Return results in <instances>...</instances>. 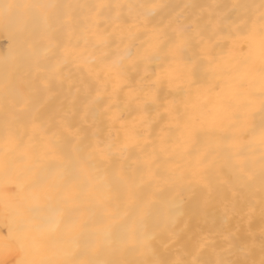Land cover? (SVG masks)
<instances>
[{
	"label": "bare ground",
	"instance_id": "6f19581e",
	"mask_svg": "<svg viewBox=\"0 0 264 264\" xmlns=\"http://www.w3.org/2000/svg\"><path fill=\"white\" fill-rule=\"evenodd\" d=\"M4 2L158 7L131 34L108 28L107 45L97 48L85 45L89 34L83 17L89 10H69L81 22L63 30L60 46L48 56L51 65L68 53L60 67L62 85L54 82L47 98L41 97L36 123L48 131H34L28 120L12 126L24 144L34 145L33 160L19 159L18 152L4 156L6 109L0 88V161H8L0 162V264L36 258V250L56 238L44 231L41 218L28 212L37 204L44 215L63 212L59 232L73 220L86 222V235L97 238L109 231L113 239L144 228L157 231V253L168 260L192 259L203 236L214 243L198 258L214 260L212 248H219L222 235L230 232L250 241L251 232L257 246L250 259L258 262L260 205L255 204L251 217L229 213L232 171L222 152L213 162L205 151L224 136L246 146L249 130L264 125L258 95L243 108L228 104L232 92L246 91L242 81L248 70L259 68L261 0H0ZM120 11L131 23L128 8ZM178 30L185 31L188 44L173 56ZM47 44L43 32L21 31L0 18V85L21 78L39 84L44 72H37L35 59ZM146 52L150 58L140 59ZM114 61L117 66L111 67ZM141 88L147 94L136 99ZM231 113L236 115L230 127ZM54 132L56 150L49 151L45 144ZM162 141L167 152L153 164L158 180L150 182L143 161ZM166 225L168 231H162Z\"/></svg>",
	"mask_w": 264,
	"mask_h": 264
},
{
	"label": "snow or ice",
	"instance_id": "6c2138e0",
	"mask_svg": "<svg viewBox=\"0 0 264 264\" xmlns=\"http://www.w3.org/2000/svg\"><path fill=\"white\" fill-rule=\"evenodd\" d=\"M124 7L129 10L128 17L131 19V23L125 19L120 11ZM156 7L158 5L155 4H129L125 6L119 3L103 2L91 5L0 3V18H3L6 23H15L21 31H29L32 34L43 32L48 40L43 55H38L35 59L37 72H44V77L39 84L36 83L35 78H21L18 81L6 79L3 85H0L4 92L6 109L4 156L7 157L10 152H18L21 160L30 161L34 159L32 155L34 145L31 142L24 144L18 138L12 129L14 124L28 120L33 123L34 131H48L36 123L41 119V97L47 98L54 82L62 85L64 78L60 74V67L67 59V50L56 59L55 63L48 65L47 60L49 54H52L60 46L59 39L63 30L81 22L80 18L73 16L69 11L70 9L87 8L89 10V15L83 17L86 32L89 34L85 37V45L91 44L93 48H97L107 45L108 38L112 35L107 31L108 28H112L113 32L119 30L121 35L124 32L131 34L137 24L152 15ZM257 7L261 9L258 21L262 34L259 68L248 70L247 76L242 81L247 84L246 91H234L228 98L229 106L234 105L237 108H243L252 103L253 97L257 95L260 97L261 105L264 106V0H261ZM254 29L255 24L252 26V31ZM201 43H205L203 37H201ZM187 44L188 39L185 31L178 30L171 54L173 56L181 55ZM106 55L102 58H106ZM139 58L148 59L150 54L146 52L144 56ZM122 59L123 57H120V60ZM249 60H251V55ZM209 62H211V58H209ZM253 63L255 62L253 61ZM116 66L117 62L114 61L111 67ZM68 87L70 90L71 82H69ZM141 93L147 94L145 89L141 88L135 93V98L139 99ZM98 99L99 97L93 102ZM152 102H155V97H152ZM146 103L147 101H145V106ZM167 111L171 115L174 110L169 109ZM235 115V113L229 114L230 127L235 125L233 119ZM176 119L179 120L180 117L177 116ZM208 131L212 134L215 129ZM249 131L252 138L246 146L239 145L232 137L224 136L220 142H210L205 155H212L213 162H215V157L222 152L225 163L232 171V183L229 188L232 200L226 204V210L229 213L251 217L255 212V204L259 203L260 205L262 226L259 249L261 257L258 262L250 259L257 246L254 234L251 232L249 233L252 237L250 241L238 240L230 232L222 235L219 248H212V253L216 257L214 260H200L198 258L201 251L208 248L210 243H214L210 241L209 236L201 237L197 253L192 259L187 260L178 257L175 260H168L157 253L156 243L159 236L157 231H148L144 228L139 232H132L115 239L112 238L109 231L103 238H97L94 233L86 235V222L80 224L73 220L68 222L63 232H59L60 225L65 222L63 212L57 210L49 215H44V208L37 204L29 208L28 212L34 217L41 218L44 231L56 238L46 246L38 248L35 253L36 258L22 259L20 264H264V125L259 130L251 129ZM57 135L58 133L54 132L51 137L47 138L45 147L49 151L56 150ZM163 145L164 142L162 141L158 150L153 148L152 152L145 155L143 167L150 182L158 180L157 173L153 171V164L160 154L167 152V148ZM0 162L7 164L8 161L5 159ZM192 174L196 175L197 173ZM201 179H205L203 174H201ZM20 187L22 188L23 185ZM238 205L246 206L247 211L244 212L243 208L238 207ZM162 231H168V226L166 225ZM58 232L59 234L56 235ZM169 235L174 234L170 232ZM105 240L108 241L107 244H105ZM129 254H132L133 258L129 259Z\"/></svg>",
	"mask_w": 264,
	"mask_h": 264
}]
</instances>
